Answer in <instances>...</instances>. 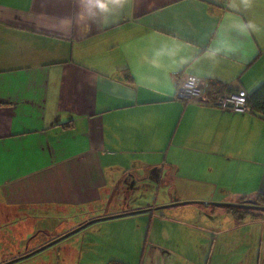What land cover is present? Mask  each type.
<instances>
[{"label":"crops","instance_id":"obj_1","mask_svg":"<svg viewBox=\"0 0 264 264\" xmlns=\"http://www.w3.org/2000/svg\"><path fill=\"white\" fill-rule=\"evenodd\" d=\"M188 76L263 87L264 0H0V264H110L130 239L140 264H208L186 243L222 210L263 224L208 203L264 196V119L175 99Z\"/></svg>","mask_w":264,"mask_h":264},{"label":"rangeland","instance_id":"obj_2","mask_svg":"<svg viewBox=\"0 0 264 264\" xmlns=\"http://www.w3.org/2000/svg\"><path fill=\"white\" fill-rule=\"evenodd\" d=\"M220 213L222 216L218 219L219 222L211 225L212 234L208 235L206 232H195L206 235V241H199L198 234H196L197 236L193 242L186 243L187 253L193 257L195 256L194 253L199 249L201 252H204V261H206L205 258L207 256L209 261L208 264H264V223L257 224L249 222L237 227L235 226L230 213L223 210ZM75 219L78 220V217H75ZM72 224L73 221L69 218L67 223L59 226L60 229L57 230H65V227L70 228ZM46 228L52 229L53 226L48 225ZM82 229L64 238L58 245L50 246L46 250H53L54 252L56 251L54 249L63 248L65 246L69 251L74 252L76 250V244H79L81 237L83 235L87 236V233H82L85 229ZM92 229H97L99 231L98 226H95ZM103 230L104 229L101 231ZM185 232L190 233L192 230L188 228ZM115 236L116 235L111 233V243ZM86 240L84 242L85 244L88 243ZM152 240L153 238L148 239L146 244L147 248L150 243L153 242ZM128 242H130L129 246L123 250L118 249V247L116 249L111 248V264H140L142 259V252H140L141 249H139V253H136L134 240L130 239ZM182 242V240H177L175 243H171V245L177 247L178 244H181ZM158 244L165 245L166 243L159 242ZM171 245L167 246L171 248ZM140 248H142V246ZM165 248L169 249L166 245ZM85 260L87 263H85ZM81 263L106 264L104 259L97 258L95 255H89L88 259H84Z\"/></svg>","mask_w":264,"mask_h":264},{"label":"built area","instance_id":"obj_3","mask_svg":"<svg viewBox=\"0 0 264 264\" xmlns=\"http://www.w3.org/2000/svg\"><path fill=\"white\" fill-rule=\"evenodd\" d=\"M198 83L197 78L188 76L183 83L177 86L175 99L185 103H200L227 112L244 113L247 111V96L244 92L218 95L208 93L207 85L204 89L199 88Z\"/></svg>","mask_w":264,"mask_h":264},{"label":"trees","instance_id":"obj_4","mask_svg":"<svg viewBox=\"0 0 264 264\" xmlns=\"http://www.w3.org/2000/svg\"><path fill=\"white\" fill-rule=\"evenodd\" d=\"M180 85V84H178ZM177 85V86H178ZM207 91L208 93H216L220 95L221 93L228 91L231 92L227 86H223L220 83H213V82H208L207 83ZM246 105H247V110L253 114H258L264 119V86L261 87L259 90H257L253 95L248 96L246 98ZM258 199L252 201L254 202L255 206L259 208H264V196H259L257 197ZM247 201L242 200L238 205L245 204ZM235 212V210L241 214L243 213H250V212H261L259 210H253V209H248V208H229ZM235 209V210H234ZM111 264V263H110Z\"/></svg>","mask_w":264,"mask_h":264},{"label":"water","instance_id":"obj_5","mask_svg":"<svg viewBox=\"0 0 264 264\" xmlns=\"http://www.w3.org/2000/svg\"><path fill=\"white\" fill-rule=\"evenodd\" d=\"M208 205H211L213 207L248 208V209L259 210L261 212H264V208H259V207L255 206L254 202H252V201H247L245 204H242V205H238V204H236V205L235 204H211V203H208ZM81 228H84V227H79L78 229L71 231L70 233L65 235V237H63V238H66V237L74 234L75 232H77Z\"/></svg>","mask_w":264,"mask_h":264}]
</instances>
